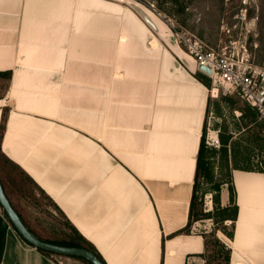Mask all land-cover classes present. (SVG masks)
<instances>
[{"label":"crops","instance_id":"obj_1","mask_svg":"<svg viewBox=\"0 0 264 264\" xmlns=\"http://www.w3.org/2000/svg\"><path fill=\"white\" fill-rule=\"evenodd\" d=\"M205 82L145 2L0 0V151L105 264H207L210 223L187 226ZM231 178L229 264H264V172ZM0 264L87 263L39 251L0 205Z\"/></svg>","mask_w":264,"mask_h":264},{"label":"rangeland","instance_id":"obj_2","mask_svg":"<svg viewBox=\"0 0 264 264\" xmlns=\"http://www.w3.org/2000/svg\"><path fill=\"white\" fill-rule=\"evenodd\" d=\"M141 1L145 2L149 7L150 4H153V8H155L157 12H160L161 16L163 17L162 19L166 24L167 22L165 19H171L175 23V28L184 33L192 34L197 37L195 32L202 28V41L207 46L216 47L218 44H222L226 40V36L221 29V24L224 23L226 25L229 23V20L231 21V16L229 14L231 13L232 6L231 4H225L224 0H183L185 3L186 22L188 27L193 26L194 30H190L189 28L181 27L179 25L177 22V7L171 1H163L161 4L158 2V0ZM253 11L254 14L257 12V28L260 19L262 17L264 18V0H257L256 7ZM171 31L176 37L175 32L172 29ZM260 36V31L257 28V35L255 39L258 41V43L259 41H264V38H261ZM252 39L253 37L250 35L249 42L252 41ZM257 56L258 55L255 57ZM218 88L219 90L217 97L211 98V103L209 105L205 119V143L209 148H213L215 151L208 148V174H203L199 177L196 191V209H203L204 211L210 210L214 213V215L217 214L218 211L214 212V205L211 201L212 194H214V191L212 190V182L217 179H223L225 177L227 168H230L231 172V169L234 168L235 165H238L242 167L253 168L254 171L260 169L261 171L263 170L262 172H264V140L255 139L251 134H249L250 132L248 131L242 132L243 122L241 120V110L237 107H233L222 97L224 93H235L226 92L221 87ZM213 133L215 134V137H212ZM220 133L224 135L230 133L236 138V163L231 161L230 150H228L227 164L225 161H222L219 155H217L220 146ZM262 134L264 137V131ZM207 140H209L211 144H207ZM20 178L21 183L23 184V190L21 197L18 200V204L21 213L29 226L37 230L45 237L61 236L65 233L71 232V225H69L67 220L57 209V207L51 202V200H49L36 185L25 180L23 175H21ZM226 188L227 183L224 182L219 193L220 203L221 191ZM223 203L225 204L226 200ZM202 219L205 220L202 223H206V221L210 223V230L207 232V238L210 239L206 257L207 264H224L223 252L220 250L218 251L219 245L213 242V235L215 233V236H217L220 241H222L221 239L226 240V235L223 234L219 229L215 231V226L217 227L219 224H216L212 218ZM224 224L226 225L227 229H230V220H226ZM53 254L60 255L59 253L54 252Z\"/></svg>","mask_w":264,"mask_h":264},{"label":"trees","instance_id":"obj_3","mask_svg":"<svg viewBox=\"0 0 264 264\" xmlns=\"http://www.w3.org/2000/svg\"><path fill=\"white\" fill-rule=\"evenodd\" d=\"M163 1H171L173 4L177 7V22L181 27L189 28L190 30H194V27H188V24L186 22V14H185V3L183 0H158V2L161 4ZM231 16V13L229 14ZM229 23L231 21L229 20ZM258 30L260 31L261 38H264V18L262 17L257 25ZM179 30V29H178ZM197 38L202 40L203 38V30L202 28L198 29L196 32ZM212 47V46H209ZM217 47V46H216ZM214 47V48H216ZM248 51L250 54H254L255 60L257 62H260L264 57V41L260 42L257 48H253L251 45H248ZM1 74H8L7 72H3ZM207 85H209V82H205ZM223 99L225 101H228L233 107H237L241 110V120L243 122V131H248L255 139H262L264 140V137L262 136L264 131V124L260 121H257V114L255 110H253L247 103L239 99V97L235 94H224ZM241 100V101H240ZM240 101V102H239ZM208 111V110H207ZM3 128V124L1 123L0 129ZM235 142L236 138L233 137L232 134H221L220 133V146L218 149L217 155L220 156L222 161H225L226 164L228 163V150L231 151V161L236 163V153H235ZM264 143V142H263ZM208 146L205 143V122L203 125L202 135L200 138L198 153H197V159H196V167H195V174H194V182H193V189L190 199V207H189V218L187 222V226L190 225L193 221L199 220L202 218H212L213 221L216 224H219L217 227L215 226V231L217 229L221 230L223 234H225L228 238H232L233 235V226L234 221L236 219L237 215V204L235 201V188L232 183L231 178V172L230 168H227L225 177L222 179H217L212 182V190L214 191V194H212L211 201L213 202V210L214 212H217V214L214 215L213 212L210 210L204 211L203 209L197 210L196 209V191L198 187V181L199 177L203 174H208V162H207V151ZM213 151H215L213 148H209ZM234 164V163H233ZM234 168L244 169V170H250L254 171L253 168L249 167H242L235 165ZM257 171H261L260 169H257ZM263 171V170H262ZM19 172V173H18ZM23 175L25 180L30 181L32 180L23 172L20 167H18L15 163H13L11 160H9L1 151H0V183L3 187V190L5 194L7 195L11 205L18 213L20 219L25 224V226L32 232L35 237H37L40 240L51 242L59 245H67V246H78V247H85L87 249H90L93 251L103 262L101 255L95 250L94 247H92L90 244H88L85 239H83L82 236H80L77 231L71 226L72 231L69 233H65L61 236H54V237H45L42 234H40L37 230L29 226L27 221L24 219L18 200L21 197V193L23 190V184L21 183L20 176ZM226 182L227 183V191H228V202L225 205H221L219 200V193L222 187V184ZM35 185V183H33ZM226 220H230L231 227L230 229H227L224 222ZM214 239L213 242L217 245H219L218 251L223 252V258H224V264H229V254H230V248L225 245L223 241H220V239L215 236L214 233ZM226 238V237H225ZM210 239L207 238V245L209 247ZM39 251L50 254L52 252L44 250L42 248L36 247ZM216 253V251H215ZM218 255V253H217ZM79 259H82L87 264H91L89 261L82 257L73 256ZM105 263V262H104Z\"/></svg>","mask_w":264,"mask_h":264},{"label":"built area","instance_id":"obj_4","mask_svg":"<svg viewBox=\"0 0 264 264\" xmlns=\"http://www.w3.org/2000/svg\"><path fill=\"white\" fill-rule=\"evenodd\" d=\"M224 2L232 6L231 23L221 24L226 40L216 48L207 46L192 34L178 30L171 19L165 21L197 67L204 65L210 70L209 73L205 72L210 81V95H217L218 87L226 92L235 93L255 110L258 121L264 124V57L257 62L255 55L250 54L247 48L251 45L255 49L259 45L255 39L257 12L254 14L253 11L257 0H224ZM150 8L155 9L153 4H150ZM157 14L163 18L160 12ZM250 35L253 39L249 42ZM206 142L211 144L209 140Z\"/></svg>","mask_w":264,"mask_h":264},{"label":"water","instance_id":"obj_5","mask_svg":"<svg viewBox=\"0 0 264 264\" xmlns=\"http://www.w3.org/2000/svg\"><path fill=\"white\" fill-rule=\"evenodd\" d=\"M205 72L209 73L210 70L204 65H199L198 73L206 81H209V77ZM0 205L3 208L7 217L9 218V220L11 221V223L13 224V226L20 233V235L35 247H39L54 253L82 257L87 261H89L91 264H105L93 251L85 247L59 245L51 242H46L35 237V235H33L32 232L25 226V224L20 219L18 213L11 205L7 195L3 190L1 183H0Z\"/></svg>","mask_w":264,"mask_h":264},{"label":"bare ground","instance_id":"obj_6","mask_svg":"<svg viewBox=\"0 0 264 264\" xmlns=\"http://www.w3.org/2000/svg\"><path fill=\"white\" fill-rule=\"evenodd\" d=\"M243 49V47H241ZM212 137H215V134L213 133ZM226 200V191H223L221 194V201L224 202Z\"/></svg>","mask_w":264,"mask_h":264}]
</instances>
